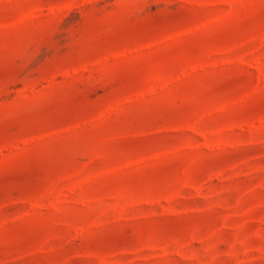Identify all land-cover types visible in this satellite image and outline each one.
Returning a JSON list of instances; mask_svg holds the SVG:
<instances>
[{
	"label": "rangeland",
	"instance_id": "1",
	"mask_svg": "<svg viewBox=\"0 0 264 264\" xmlns=\"http://www.w3.org/2000/svg\"><path fill=\"white\" fill-rule=\"evenodd\" d=\"M0 264H264V0H0Z\"/></svg>",
	"mask_w": 264,
	"mask_h": 264
}]
</instances>
